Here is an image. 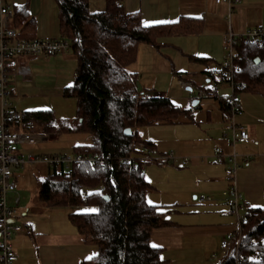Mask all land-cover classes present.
I'll return each mask as SVG.
<instances>
[{
    "label": "crops",
    "instance_id": "obj_1",
    "mask_svg": "<svg viewBox=\"0 0 264 264\" xmlns=\"http://www.w3.org/2000/svg\"><path fill=\"white\" fill-rule=\"evenodd\" d=\"M5 1L14 13L19 9L28 12L27 37H64L57 0ZM122 4L125 12L139 13L145 26L182 23L181 32L158 37V44L140 43L135 61L127 67L138 76L141 93L168 97L188 115L179 116L175 123L143 126L138 131L140 143L149 144L153 151L146 162L145 178L150 184L146 200L167 212L169 220L168 225L154 229L151 244L160 249L163 264H216L224 253L223 240L239 229L237 218L227 214L224 204V192L231 184L229 165L215 155L216 147L232 151L227 128L231 87L219 82L220 66L229 31L241 34L249 28H264V0H122ZM89 8L104 11L106 0H90ZM12 26L22 27L14 20ZM77 66L71 51L11 58L6 105L0 96V123L7 112L16 113L18 117L11 121L18 122L42 111H51L58 124L75 119L77 99L69 97L66 89L74 83ZM254 84L239 93L242 113L235 117L250 134V140L237 144L236 149L251 161L236 171L233 183L244 206L264 207V82L258 79ZM201 92L208 95L200 96ZM15 125L10 128L38 137L33 145L18 146L16 151L24 154L74 155V147L92 144L87 133L45 132L39 119H32L28 126ZM62 137L72 153L56 147ZM14 171L17 189L8 195L9 204L16 208L11 221L21 223L24 230L12 237L17 254L13 264H83L96 256L98 246L87 243L70 218L72 213L93 211L95 206L43 203L39 182L50 174L49 163L40 161Z\"/></svg>",
    "mask_w": 264,
    "mask_h": 264
},
{
    "label": "trees",
    "instance_id": "obj_2",
    "mask_svg": "<svg viewBox=\"0 0 264 264\" xmlns=\"http://www.w3.org/2000/svg\"><path fill=\"white\" fill-rule=\"evenodd\" d=\"M89 1L57 0L61 34L78 62L74 83L66 89L69 97L77 99L76 118L58 124L51 111H42L27 115L23 122L10 119L7 126H28L39 119L45 132L87 133L92 144L74 147V155L101 152L110 158L111 166L84 162L66 168L52 163L50 174L39 182V197L45 204L95 206L93 211L70 215L84 240L99 248L83 264H163L151 235L169 220L167 212L146 200L150 184L141 173L145 153L138 148L142 142L138 131L188 115L168 97L141 93L138 76L127 67L135 61L140 43L158 44V37L181 32L182 23L145 26L139 13L125 12L122 0H106L107 8L100 12H92ZM27 13L19 9L14 24L22 26V38L33 39L24 32L31 23ZM240 52L243 60L237 80L245 83V91L254 88L255 80L264 82V48L242 45ZM126 128L131 129L130 135L124 133ZM123 158L134 161L121 163ZM236 235L216 264H264V207L245 206V219Z\"/></svg>",
    "mask_w": 264,
    "mask_h": 264
},
{
    "label": "built area",
    "instance_id": "obj_3",
    "mask_svg": "<svg viewBox=\"0 0 264 264\" xmlns=\"http://www.w3.org/2000/svg\"><path fill=\"white\" fill-rule=\"evenodd\" d=\"M215 1L221 3L228 0ZM14 14L11 6L5 0H0V96L4 105L7 104V86L9 82L8 61L11 58L23 55L51 56L70 51V42L64 37L51 39L22 38L20 36V31L12 26ZM242 45L264 48V28H249L241 34L229 31L226 38V57L220 66V82L227 83L231 87V93L227 99V128L230 132L232 151L226 153L220 147H216L215 155L218 161L227 162L229 165L228 176L231 184L224 192V204L227 207V214L235 216L239 222L237 233L241 229V222L245 219V206L242 201V194L237 187H235L233 182L236 171L242 165L248 164L251 161V158L241 155L236 149L237 144L245 143L250 140L249 132L243 126L235 122L236 115L242 113L239 93L246 87L243 81L237 80V74L241 71V62L243 60L240 52V47ZM21 72H26V70L24 69ZM216 88L217 86L213 87L214 90H216ZM204 95L208 94L204 92L200 93V96ZM6 112L7 111H5V113ZM17 117L18 115L16 113L7 112L5 120ZM5 120L0 123V264H13L17 260V254L12 245V237L24 230V226L21 223L11 221V218L16 213V208L11 206L8 202V195L15 192L17 189L14 169L23 168L28 164H34L40 161L49 164L63 163L66 168H69L73 164L78 167L80 163L84 162L90 163L91 166H96L97 164L100 166H111V161L107 155L101 152L83 155L61 154L53 157L17 152L18 146L33 145L37 142L38 137L30 132L12 130L7 126ZM138 146L145 152L141 159V173L146 174V162L151 158L153 151L145 143H140ZM166 159L168 158L166 157ZM127 161H134V159L123 158L121 163ZM202 199L204 200L205 198L203 197ZM19 201L20 198L16 196L15 203L18 204ZM236 236L235 233L225 238L222 242V249L229 250ZM261 242H264V237L261 238ZM237 246H239V240L237 241ZM235 258H238L237 254H235Z\"/></svg>",
    "mask_w": 264,
    "mask_h": 264
},
{
    "label": "rangeland",
    "instance_id": "obj_4",
    "mask_svg": "<svg viewBox=\"0 0 264 264\" xmlns=\"http://www.w3.org/2000/svg\"><path fill=\"white\" fill-rule=\"evenodd\" d=\"M66 136H70L69 134L68 135H66ZM63 138V137H62ZM68 144V142H67V139H66V137H65V139L63 138V139H61L58 143H57V145H56V147H58V149L61 151V152H64V153H72V151H71V147L70 146H68L67 145ZM66 155H70V154H66Z\"/></svg>",
    "mask_w": 264,
    "mask_h": 264
},
{
    "label": "water",
    "instance_id": "obj_5",
    "mask_svg": "<svg viewBox=\"0 0 264 264\" xmlns=\"http://www.w3.org/2000/svg\"><path fill=\"white\" fill-rule=\"evenodd\" d=\"M188 90H191V91H192L193 89H192V87H189ZM196 101H197V100H196ZM196 101H194V103H195ZM124 133H125L126 135H130V134H131V129H130V128H126L125 131H124Z\"/></svg>",
    "mask_w": 264,
    "mask_h": 264
},
{
    "label": "snow or ice",
    "instance_id": "obj_6",
    "mask_svg": "<svg viewBox=\"0 0 264 264\" xmlns=\"http://www.w3.org/2000/svg\"><path fill=\"white\" fill-rule=\"evenodd\" d=\"M160 23H165V22L161 21ZM154 247H155V245H154Z\"/></svg>",
    "mask_w": 264,
    "mask_h": 264
}]
</instances>
